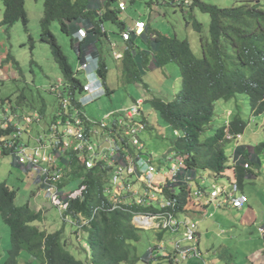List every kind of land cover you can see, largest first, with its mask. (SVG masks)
I'll return each mask as SVG.
<instances>
[{"label": "trees", "instance_id": "obj_1", "mask_svg": "<svg viewBox=\"0 0 264 264\" xmlns=\"http://www.w3.org/2000/svg\"><path fill=\"white\" fill-rule=\"evenodd\" d=\"M89 1L45 0L44 14L41 18V39L51 46L65 75V83H69L67 88L72 92L75 89L83 91L86 80L77 75V70L71 65L50 26L54 21H59L61 30L70 36L72 41H76L75 34L81 27L80 22L86 24L89 37L99 39L106 36L108 30L104 28V23L106 19L118 22L117 12L114 9H108L106 13H99L96 10V15H93L94 11L90 9ZM195 6L211 16L210 40L206 41L201 36V54L193 51L188 39H181L176 34L169 36L160 31H151L149 24L146 23V29L139 36L145 38L148 46H140L136 41L137 36L134 35L127 41L128 46L123 57L125 83L130 85L142 82L146 90L148 84L143 78L148 70L163 68L169 63H177L180 68L179 89H175L173 99L154 94L145 98V103L151 105L159 120L170 126L177 137L173 141V146L177 157L182 161L177 175L178 183H173V177L168 179L162 191H157L160 197L154 198L148 207L137 203L136 193L135 199L129 201L127 196L132 190L133 183L138 180L147 186L148 184L139 178L143 175L145 165L135 153V146L123 132L120 136L119 153L121 157L128 154L131 156L130 162L126 160L128 166L134 167V171L128 175L131 182L125 183L127 187L124 189L113 184L114 166L109 165L110 156L97 160L94 167L88 168L85 163L89 157L88 152L81 158L76 154L72 155L68 161L65 160L66 169L71 170L69 175L72 177L83 180L79 191H66L61 197L66 204L64 214H60L63 226L52 231L45 227L42 229L43 211L32 209L29 204L15 205L17 191L7 180L0 179V213L10 227L12 238V247L9 249L5 264H20L22 253L29 257L24 260L25 264H136L141 259L147 261L158 259L161 256L159 248H162V243L152 247L145 256L139 255L136 243L141 239V228L133 223V215L136 212L152 215L164 214L167 211L173 213L176 219L181 221L177 230L173 232L177 235L190 224L189 219L181 218L188 211L185 209L186 206L194 200L191 187L193 181L197 182L200 190L207 191L201 186L199 178L207 176V173L221 176L227 169H231L234 170L236 180L242 189L253 167L261 166L264 142L254 146L237 145L236 156L241 155L237 163L231 162L227 152L226 144L233 142L227 136L231 134L237 140L240 135H244L248 127L249 122L241 114L227 115V123L217 127L213 135L204 138L203 133L214 119L217 103L225 100L229 104L227 109L232 108L237 103L235 101L237 96L241 94L249 97L253 115L264 113V4L261 1H253L220 7L202 0H194L191 8ZM20 21L28 30L30 18L26 0H4V17L0 25L8 32ZM121 25L122 32L126 26L124 22H121ZM195 26L202 33L203 24L196 21ZM88 40L89 38L79 40L78 57L81 60ZM146 48L149 51L144 50ZM99 51L101 53V50ZM100 53H96L101 57L100 75L107 86L106 95H110L114 89L108 85V65ZM7 60H11L10 54ZM14 62L16 63L15 60ZM147 64H150V67ZM23 99L27 98L24 95L20 96L19 102ZM44 109L45 107L40 109L41 113L45 112ZM145 121L144 129L138 133L143 143L145 142L141 134L146 129L154 127L147 117ZM13 130L12 125L7 128L0 127V152L4 155H10L12 150L3 145L1 138L8 137ZM141 151L139 155L152 162L143 152V148ZM246 163L251 167L246 168ZM65 185L66 183L62 182L60 187ZM150 188L155 189V186L152 185ZM162 197L175 199L177 204L174 207H162L160 203ZM203 201L208 205L213 204L206 196L194 200V203L201 204ZM225 206L237 208L232 204ZM157 228L162 230L158 233L159 237H162V232L170 231L168 228ZM84 233L87 243V248H84L85 260L74 253L82 251L76 240L81 241ZM173 256L169 252L166 258L176 262ZM183 260L185 259L181 262Z\"/></svg>", "mask_w": 264, "mask_h": 264}, {"label": "rangeland", "instance_id": "obj_2", "mask_svg": "<svg viewBox=\"0 0 264 264\" xmlns=\"http://www.w3.org/2000/svg\"><path fill=\"white\" fill-rule=\"evenodd\" d=\"M120 1L126 2V10H120ZM188 1L189 0H108L110 4L106 3L104 5L102 13H106L108 9H114L118 16V22L112 19H106L104 23L106 26L105 28L108 29L109 32L113 31L112 35L110 34L112 39H116L117 41V45L114 47L110 45L109 47H105L104 55V59L108 65L107 82L114 90L110 95L103 94L100 98L89 103L84 108V113L89 118L103 120L107 119L106 117L109 115L107 120L113 125L116 118L119 120L127 119L124 110L128 106H131L135 100L151 97L153 94L163 98L173 99L175 89H179L180 68L177 63H169L163 68L148 70L143 78L148 84L146 90L142 82L130 85L125 83L124 58L118 59L114 51L125 50L123 45L124 42L120 41L118 38L122 30L121 22L125 23L127 29H134L136 21L142 19L149 24V30L151 31H160L169 36L176 34L181 39H188L193 51L198 55L201 54V36L206 41L210 40L209 28L211 16L209 13L202 11L198 6L192 9L191 4L194 0H190L189 3ZM202 1L220 7H230L253 1H261L264 4V0ZM44 4L45 0H26V8L30 18L28 30L21 21L15 23L8 32L0 25V114H10L13 112L18 114L28 112L34 113L45 107L43 118L40 119V121L34 119L31 125H25L24 127L25 129L30 128L32 135L30 142L34 148L40 144L38 141L40 137H42L49 146H53L56 143L57 138L53 134V131H51V127L54 116L60 109L61 101L54 92L53 87L54 85L65 83V75L54 56L51 46L41 39V18L44 14ZM93 11V15H96V9H93ZM3 17L4 0H0V24ZM196 21L203 24L202 33L197 30L195 26ZM50 27L67 54L71 65L76 70L80 63V59L76 48L71 42V37L61 30L59 21H54ZM136 41L142 47L148 46L143 36L136 37ZM144 50L149 51L148 48ZM8 54L11 55L10 61L5 60ZM147 66L150 67V64H147ZM82 76L83 74L80 73V77ZM65 84L67 88L69 83ZM149 88L151 90H149ZM22 95L27 99H23L19 102L20 96ZM235 101L237 102L235 106L229 109H227L229 104L225 102V100L217 103V111L214 119L204 131L203 137L206 138L213 135L217 127L227 123V115L239 113L249 124L245 130L244 136H239L237 142H239V144L264 142V113L261 115H253L250 99L244 94L238 95ZM144 108L145 113L142 112L141 114H145V117L149 119L150 123H154V127L146 129L145 132L141 134V137L145 142L143 152H145L148 158H151L152 163L157 166L155 172L156 178L153 182L155 189L137 180L133 183L132 190L126 193H128L127 197H129V201L135 199L134 193H139L137 194V202L148 207L152 198L160 197L158 192H161L168 179L170 180L173 177L170 170L172 162L175 159L166 160L165 158L167 155L175 153L173 141L177 137L174 135V130L170 126H167L159 120L149 103H146ZM118 126L120 129L125 130V127L121 125ZM59 127L60 130L64 129V125H60ZM24 134L29 136V129ZM231 136V140H234L235 137L233 135ZM100 140L101 149L105 150L106 147L111 149L114 146V144L111 146L107 142L103 134ZM232 146H234L233 149L235 154L237 145H234V142L226 144L227 152L230 154ZM134 151L137 155L142 152L135 147ZM262 155L264 157V153H262ZM236 157L237 156H234V158H232L236 160ZM13 161L14 158L11 155H0V179L7 180L17 191V198L14 204L17 206L29 204L32 209L43 211L44 221L41 223L42 229L45 227L52 230L55 225L59 227H55L54 229H60L63 226L60 211L49 196H47L46 191H42L40 184L38 185L35 183L36 172L30 170L31 172L28 173L16 166ZM167 173H169L168 176H165ZM207 175L210 176H206L209 183L208 185L205 177H201L199 180L201 186L206 188L208 192H211L216 187H223L227 191L232 189V183L235 181L233 180L235 177L234 170L227 169L221 176H215L213 173H207ZM64 179L65 182H63L66 183L63 187L65 192L80 190V184L83 178H75L74 176L68 178V176H65ZM262 179L256 181L257 183H250L255 181L246 179L244 183L246 193L250 195H264V182ZM173 183H178V181ZM192 187L193 193L199 190L196 181H193ZM145 192L149 193L150 199L144 204L142 203L143 198L138 196L144 195ZM153 193L156 195H153ZM141 214L143 213L137 212L136 218ZM150 222L152 224L142 223L140 225L134 217L133 223L141 228V239L136 243V246L139 255L145 256L152 247L162 243V248H159L161 256L151 261L141 259L136 264H178L168 260L166 258L167 254L169 251L172 253L176 252L175 247L178 241H181L184 247L191 244L194 240L184 239L185 230H182L177 235L171 231L162 232V237H159L158 233L162 231L157 228L159 223L153 219H151ZM37 224L40 225L39 222H37ZM263 225L264 223L257 225L258 231L259 227ZM254 233L255 237L258 238V233L256 231ZM85 239L86 233L82 234L81 241L76 240L77 246L82 248V251H74L75 255L83 260L86 259L84 248H87V243ZM11 247V230L5 222L2 213H0V264H5ZM231 254L233 257H225L224 260H227V262H235L236 264H247L250 262L243 253L233 252ZM22 256L20 264H25L24 260H27V258L29 259V257L26 253H22ZM201 258H205V255Z\"/></svg>", "mask_w": 264, "mask_h": 264}, {"label": "built area", "instance_id": "obj_3", "mask_svg": "<svg viewBox=\"0 0 264 264\" xmlns=\"http://www.w3.org/2000/svg\"><path fill=\"white\" fill-rule=\"evenodd\" d=\"M120 9L126 10L127 4L124 1H120ZM145 28V23L142 21H137L136 32L139 34ZM130 29L123 33L125 40L131 38ZM89 36V30L82 27L75 34L76 38H86ZM118 58L122 56L115 53ZM100 56H90L88 55L80 64L77 73L81 71H94L100 68ZM103 84H95L94 80L91 78L89 82L85 85L84 91L78 96L71 91L70 88H66L64 84L55 85L54 92L61 101L60 109L54 116L52 121L51 131L56 136L57 140L55 145L49 146L46 141L40 137L38 139L39 145L33 147L30 140L32 138L30 128L25 129V125H31L33 120L36 119L40 121L43 118V114L38 110L34 113H4L0 114V127L7 128L13 126V132L8 135V137H2L3 145H6L11 149V155L13 156L15 162L28 166L31 170H34L39 178V182L43 189L46 191L47 196L56 204L60 214L63 215L66 210L65 201L61 199L64 195L63 188L60 184L63 182L65 176H67L68 171H66V161L69 160L72 155L76 154L77 157H83L86 152H88V159L85 162L88 168L94 167L97 160H103L109 155L111 160L109 161L110 166H114V174L112 177V182L119 188H126L125 183H129L128 175L134 171L132 165L127 164L126 160L130 162L131 156L128 154L126 157H121L119 153V145L121 142L120 136L123 131L120 130L118 125H109V123L103 119L96 121L89 118L84 113V106L93 100L97 99L101 95L105 94ZM140 104V103H139ZM139 105H135L129 110H127V116L130 122L127 121V128L124 130L125 134L129 137L131 143L138 149L142 150L144 148V143L140 141L138 133L142 132L145 127V122L141 119H136V115L139 114ZM60 125H64V129L60 130ZM29 129V136L24 133ZM105 137L107 142L113 146L108 150L100 148V138ZM242 136V135H240ZM118 138V142H117ZM228 139L232 136L228 135ZM119 143V144H118ZM104 152V153H103ZM2 153V152H1ZM103 153V156H102ZM138 157L140 161L144 163V169L142 170V178L146 181L148 186L152 187L153 182L156 178L157 167L150 161L142 158L139 154ZM168 160L175 159L172 162V174L173 182H177V175L180 171L182 161L177 158L175 153L167 156ZM236 163L239 158L234 160ZM249 167V164H246ZM175 177V178H174ZM192 187V186H191ZM130 188V186H128ZM240 193V186L238 182L232 183V189L227 191L223 187L214 188L209 194L204 190H197L194 195L198 198L206 196L209 200L214 203L218 201L219 205L232 204L237 208H243L247 203V197ZM139 194V193H136ZM155 195V194H153ZM138 197L143 198V202H147L150 199L148 193L144 195H139ZM153 202V198L151 203ZM138 203V202H137ZM148 204L149 205H151ZM161 206H171L174 207L177 203L175 199L170 197H162L160 199ZM140 204V203H138ZM135 213L136 221L141 225L152 224L151 219L159 223L158 227L168 228L170 231H176L180 221L176 219L173 213L166 212L164 214L158 213L156 215L152 214H141L137 216ZM149 222V223H148ZM197 224L190 223L186 227L185 240H194L196 237ZM259 231L264 235V225L259 227ZM162 247V246H161ZM177 248L180 250V255L172 257L175 261H181L187 257H199L201 258L202 252L197 246L193 245L190 247H181L180 242H177Z\"/></svg>", "mask_w": 264, "mask_h": 264}, {"label": "crops", "instance_id": "obj_4", "mask_svg": "<svg viewBox=\"0 0 264 264\" xmlns=\"http://www.w3.org/2000/svg\"><path fill=\"white\" fill-rule=\"evenodd\" d=\"M107 2L108 0H90L89 7L90 9L92 10L96 9L99 13H101L103 12V7ZM79 24L81 27L86 28V24L84 22H80ZM105 27L106 26L104 25V28ZM112 33L113 31L111 32L108 31L106 36H102L103 38L100 37L99 39L94 38L93 36L88 37L89 40L87 41L86 47H84L85 49H84L83 58H85L90 53L93 54H96L98 52L100 53L99 50H101V53L104 56L105 47H109V45L111 47H114L115 45H117L116 39L113 40L111 37ZM118 38L120 41L124 42L123 45L125 47V50L124 51L115 50L114 54L115 53L120 54L122 56L121 58H123L124 53L128 46V42L122 38L121 32ZM79 40L80 38H76V41H72L71 39V42L73 46L76 48L77 53H79L78 51ZM78 68L76 70H78ZM81 78L84 79V76H82ZM152 124L154 125V123ZM237 141L238 140L235 139L233 140L234 145H239V142ZM257 144L259 143H254V144L249 143L245 145L254 146ZM233 148L234 146H232V150L230 154L228 153L231 159H233L234 156H236L237 154L236 152L237 150L235 151L234 154ZM261 159H262L261 166L253 167V170L248 174L246 178L249 181L251 180L255 181L250 183H257L256 181L264 178L263 155L261 156ZM13 163L16 165L14 161ZM18 167L22 168L24 171L28 173L31 172L30 169H28L27 167H23V166H18ZM207 176L210 177L209 175ZM37 177L38 175L35 174V178H36L35 183L39 185V180L37 179ZM202 177H205L207 181L206 175ZM233 180H236V175ZM262 180L264 182V179ZM208 184L209 183L207 181V185ZM240 194H244L247 197L246 206L243 207L242 209L234 208L231 206H224V205L222 206L218 204V201H215L214 204L208 205L204 203V201L201 204L198 202L194 203V200H192V202H190L188 206H186L185 208L188 211L181 219L183 220L189 219L192 221L199 222L198 230H197L198 231L197 242L199 244L198 246L200 247V249H202L207 253L206 264H236L235 262H227V260H224L225 257L226 258L233 257V255L231 254L233 252L245 254L246 255L245 257L248 258V260L250 261L247 264H264V236L260 234L257 228L258 224L264 223V195L247 194L244 184ZM182 226L184 227L183 223ZM55 227H59V226L55 225L54 228ZM54 228L52 229V231L57 230ZM255 231L259 235L258 238L255 237V233H254ZM186 260H183L182 263L181 262L179 263L205 264L204 260L197 257L188 258Z\"/></svg>", "mask_w": 264, "mask_h": 264}, {"label": "clouds", "instance_id": "obj_5", "mask_svg": "<svg viewBox=\"0 0 264 264\" xmlns=\"http://www.w3.org/2000/svg\"><path fill=\"white\" fill-rule=\"evenodd\" d=\"M125 2V1H124ZM122 10V9H121ZM122 11H124V10H122ZM137 21H142V20H137ZM137 21H136V23H137ZM142 22H144V21H142ZM145 23V27L147 26L146 25V22H144ZM86 29H88V28H86ZM146 28H144L139 34L136 32V24H135V28L134 29H130V31H131V37H133L134 35L135 36H137V37H139V35H141L143 32H144V30H145ZM129 29H125L124 31H122L121 32V35H122V38L125 40V38L123 37V33L124 32H126V31H128ZM89 36H90V33H89ZM88 36V37H89ZM88 37H86V38H88ZM83 39V38H82ZM81 40V39H80ZM125 41H128V40H125ZM88 55H90V56H99L98 54H93V53H90V54H88ZM87 55V56H88ZM86 56V57H87ZM85 57V58H86ZM85 58H83L81 61H80V64H81V62L85 59ZM101 58V57H100ZM101 60V59H100ZM100 63H101V61H100ZM80 66V65H79ZM100 66H101V64H100ZM80 73H82L83 74V76H84V79L86 80V83H85V85L89 82V80H90V78H91V80L93 81L94 80V83L95 84H103V88H104V91H105V94H106V83H105V81H104V79L101 77V75H100V68L98 69V70H92V71H81V72H79V73H77V75H79ZM55 86V85H54ZM83 91H84V89H83ZM83 91H81V92H79L78 90H74V93L78 96V94H80V93H82ZM102 96V95H101ZM100 96V97H101ZM100 97H98V98H100ZM97 98V99H98ZM96 100V99H95ZM95 100H93V101H95ZM92 101V102H93ZM91 103V102H90ZM140 103V104H139ZM89 104V103H88ZM87 104V105H88ZM145 98H140V99H138V100H135L134 101V103L131 105V106H128L127 108H125V110H124V112H125V116H126V120H119L118 118H116L115 119V121H114V125H121V126H123V127H125V129L127 128V121H129L130 122V119H129V117L127 116V110H129L130 108H132L133 106H135V105H139L140 107H139V114H137L136 115V119H141L143 122H146L145 120H146V117H145V114L144 115H142L141 113L143 112V113H145ZM87 105H85L84 106V108L87 106ZM43 115H44V113H43ZM138 116V117H137ZM107 119L109 118V115L106 117ZM107 119H105L107 122H108V120ZM97 121H100V120H97ZM109 123V122H108ZM109 125H111V123H109ZM123 132H124V129H123ZM242 137H243V134H242ZM229 140H231V139H229ZM100 143H101V141H100ZM106 150H108L107 152H110L111 150H110V148L109 147H106ZM176 153V152H175ZM177 154V153H176ZM0 155H4V154H2L1 152H0ZM11 155V154H10ZM12 156V155H11ZM109 156V155H108ZM107 156V157H108ZM167 156H169V155H167ZM167 156H166V160H168L167 159ZM241 156V155H240ZM240 156H238V157H236L237 159L238 158H240ZM13 157V156H12ZM14 162H15V160H14ZM231 162L232 163H236L235 161H234V159H231ZM16 164H19V163H17V162H15ZM247 164V163H246ZM246 164H245V166H246ZM249 164V163H248ZM21 165V164H20ZM21 166H23V165H21ZM23 167H27L28 169H30L28 166H23ZM157 167V166H156ZM251 166H250V164H249V167H246V168H250ZM31 170V169H30ZM66 171H68V173H67V176H68V178L71 176L72 177V175L70 174L69 175V171H71L69 168H67L66 169ZM167 174H169V173H167ZM36 175H37V173H36ZM166 175V174H165ZM37 179L39 180V178L37 177ZM65 180V179H64ZM63 180V181H64ZM236 182H238L237 180H235ZM234 181V182H235ZM65 182V181H64ZM63 182V183H64ZM39 184H40V182H39ZM40 187H41V189H42V191H45L44 189H43V187L41 186V184H40ZM63 188V187H62ZM63 190H64V188H63ZM63 193H65V190L63 191ZM207 193L209 194V192L207 191ZM240 193H241V189H240ZM239 193V194H240ZM244 195V194H243ZM194 196V200H196V199H198V197H196L195 195H193ZM214 204V203H213ZM55 206H56V204H54ZM224 206H225V204H223ZM222 205V206H223ZM246 206V205H245ZM244 206V207H245ZM57 207V206H56ZM58 208V207H57ZM240 209H242V208H240ZM137 213V212H136ZM143 214H145V213H143ZM135 216V214L133 215V217ZM134 219V218H133ZM181 222V221H180ZM189 222L190 223H196L197 224V230H198V225H199V222L198 221H192V220H189ZM196 230V232L198 233V231ZM171 232H174V231H171ZM260 232V231H259ZM185 233H186V230L184 231V239L186 238V236H185ZM197 233H196V237H195V239H194V241L191 243V244H189V245H187V246H184V247H190V246H193V245H195V246H197L198 247V249L202 252V255L204 256L205 255V258H200V259H202V260H204L205 261V264H206V262H207V259H206V257H207V253L205 252V251H203L202 249H200V247L198 246L199 244H198V237H197ZM260 234H262L261 232H260ZM263 235V234H262ZM264 236V235H263ZM173 239H175V238H173ZM187 240V239H186ZM178 242H180V244H181V241H178ZM162 246V245H161ZM201 246V245H200ZM181 247L182 248H184L183 246H182V244H181ZM175 253L173 252H171V251H169L170 253H172L174 256L173 257H175V256H178L179 257V255L181 254L180 253V250L177 248V244H176V247H175ZM188 258H194V257H187L186 259H188ZM197 258H199V257H197ZM185 259V260H186ZM176 262H181V261H176Z\"/></svg>", "mask_w": 264, "mask_h": 264}, {"label": "bare ground", "instance_id": "obj_6", "mask_svg": "<svg viewBox=\"0 0 264 264\" xmlns=\"http://www.w3.org/2000/svg\"><path fill=\"white\" fill-rule=\"evenodd\" d=\"M149 223V222H148Z\"/></svg>", "mask_w": 264, "mask_h": 264}]
</instances>
